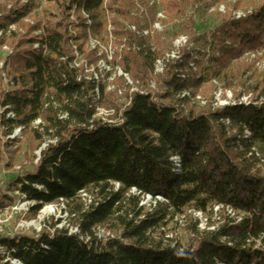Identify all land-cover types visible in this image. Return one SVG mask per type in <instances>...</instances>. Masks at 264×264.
I'll list each match as a JSON object with an SVG mask.
<instances>
[{
	"label": "trees",
	"instance_id": "1",
	"mask_svg": "<svg viewBox=\"0 0 264 264\" xmlns=\"http://www.w3.org/2000/svg\"><path fill=\"white\" fill-rule=\"evenodd\" d=\"M225 2L55 0L44 12L45 25L38 24L16 44L5 67L10 91L2 88L0 74V107L15 119L0 116V135L11 136L14 130L45 119L55 132L56 144L43 151L34 172L17 179L13 187L35 204L30 210L34 219L45 207L67 203L71 217L77 218L78 234L56 231L37 239L2 237L0 247L11 260L21 264H264V164L252 155L257 150L264 158V88L249 106L213 112L192 105L194 93L226 77L234 64L238 72L246 71L248 66L240 63L246 54L264 52V2L246 18L229 15L213 32L196 37L193 41L208 52L194 50L196 57L186 52L185 65L170 64L160 96L136 95L120 124L95 120L106 88L94 74L85 78L84 70L75 67L76 51L91 65L97 62L87 47L88 34L101 37L108 21L118 44L126 41L119 63L122 71L133 80L147 81L161 55L143 49L146 45L128 29V24H137L132 12L140 7L154 20L160 10L176 23L188 18L190 10ZM35 5L3 9L0 32L21 25ZM73 16L76 25L70 22ZM191 22L184 26L186 31L193 29ZM69 27L78 37L70 35ZM32 32L42 34L31 37ZM192 59H197L201 73L183 80L176 71L188 67ZM54 105L68 121L56 120ZM1 149L0 140V153ZM176 157L181 158L179 173L172 161ZM87 192L99 202L85 212L80 196ZM148 197L155 207L146 212L141 200ZM217 208L219 222L214 221ZM192 214L208 218L207 229L202 230ZM177 217L188 220L191 242L186 246L165 236ZM100 228L110 229L116 238L100 241L96 236Z\"/></svg>",
	"mask_w": 264,
	"mask_h": 264
},
{
	"label": "rangeland",
	"instance_id": "2",
	"mask_svg": "<svg viewBox=\"0 0 264 264\" xmlns=\"http://www.w3.org/2000/svg\"><path fill=\"white\" fill-rule=\"evenodd\" d=\"M32 2L36 4V7L33 13L23 20L21 25L9 27L4 33L0 32V74L3 81L2 88L7 91L11 90L12 83L7 78L5 67L15 53L16 44L23 37L28 36L31 29L38 26V24L45 25L44 12L50 10L55 4L39 0H0V7H2L0 9V21L3 16V9L8 12L12 11L17 5L22 7ZM263 2L264 0H226L222 5L213 7L209 5V8L202 7L198 10H190L188 18L176 21V23H170L165 13L160 12V10L153 20V17H150L145 9L138 7L132 12V17L137 24H128L130 27L128 29L132 33L131 29L133 27L136 28L137 32H148V37H140L137 32H135V35L138 40H142L143 44L146 45L142 47L143 49L156 51L157 54L161 55L158 61L164 60L165 62L163 72H160L161 69L157 70L155 65L147 81L133 80L122 71L119 63L126 50V41L119 45L111 22L105 21L106 33L101 37L92 33L88 34L87 47L97 62L91 65L87 59L77 53V46L73 44V48L76 51L74 54L75 67L81 71L84 70L83 76L85 78H90L93 71L96 70L97 74L95 76L102 77L103 80L100 83L106 88L105 99L102 101L98 97L95 120L109 125L120 124L123 120L124 112L131 106L132 100L136 95L159 97L164 91L163 82L166 80L170 64L185 65L186 61H183V55L186 52H190L194 57H196L194 50L208 52L203 44L193 41L196 37L204 33L213 32L221 25V19L229 15L238 20L246 18L252 14L255 6ZM189 20L192 21L191 23L194 27L192 30L186 31L184 26ZM70 22L76 25L77 18L73 16ZM69 33L72 37H78V32L73 27H69ZM40 34L42 33L32 32L31 37L40 36ZM187 41L188 46L186 47L185 42ZM195 60L197 59H192L186 68H178L179 70L176 72L180 74L181 79L182 77L185 80L191 79L192 74L200 75L201 70L195 64ZM240 63L248 66L246 71L241 69L238 72L237 64H234L232 71L227 73L226 77L221 80H215L209 83L206 89H201L194 93L196 98L192 105L202 108L210 107L214 112L228 106L239 105L240 103L254 104V101L258 98V93L264 88V52L246 54ZM107 68L111 69L110 73L105 71ZM243 72L244 75H242ZM185 96L189 97V94L182 96V98ZM53 110L57 114L56 120L68 121L67 117L60 113L61 109L58 106H55ZM5 112L0 107V116H5L7 120L10 117ZM55 138V132L51 130L50 123L45 119H40L28 129L14 130L11 136L4 137L2 134L0 135L2 146L0 153V205L2 206L0 207H4L3 209L0 208V212L10 207L19 206L21 199L16 195L17 190H14L13 184L20 177L34 172L43 151L56 144ZM80 199L84 205L85 212L99 202L91 192L81 194ZM141 206L146 212H149L152 207H155V203L150 198H143ZM48 209L51 211H49L50 213H47ZM220 213L221 211L215 212L214 221L219 222ZM188 216L191 217V213ZM192 219L200 223L202 230L207 229L208 218L204 216L195 217L192 214ZM19 226H24L25 229L22 230ZM187 229L188 220L183 217H177L175 220L170 221L165 229V236L175 244L186 246L191 242V236ZM56 231H68L72 235L78 234L77 218L71 217L67 203L45 207L36 219L32 218L30 213L24 218L16 217L4 228V237L15 235L16 237L39 238L45 232L53 235ZM96 236L102 242L116 238L115 234L108 228L98 229Z\"/></svg>",
	"mask_w": 264,
	"mask_h": 264
},
{
	"label": "built area",
	"instance_id": "3",
	"mask_svg": "<svg viewBox=\"0 0 264 264\" xmlns=\"http://www.w3.org/2000/svg\"><path fill=\"white\" fill-rule=\"evenodd\" d=\"M41 2H45V3H53L55 0H39ZM86 18L88 19V16H86ZM89 23V22H88ZM13 27V26H12ZM133 31V33L137 32L136 28L133 27L131 29ZM4 33V32H2ZM137 34L140 36V37H145V36H149L148 32L146 31H143V32H140L138 31ZM41 35V34H40ZM147 36V37H148ZM185 45L186 47L188 46V41L185 42ZM93 48H95V46H93ZM35 49H38V46L35 47ZM164 60H160L156 63V67H157V70L158 69H161L160 72H163V68H164ZM107 73H110L111 72V69L110 68H107ZM99 73V72H98ZM93 74L95 76V74H97L96 70L93 71ZM183 80H185V78L182 77ZM95 80L97 81V83H100L102 79V77H99V76H95ZM239 105H245V106H249L248 104H242L240 103ZM6 111V110H5ZM8 117L12 118L11 120H14L15 119V116L13 114H8L7 115ZM8 118V119H10ZM229 123H227L228 125ZM246 137L249 138L250 137V134L248 132L245 133ZM252 155H255L263 164H264V158H262V155L257 151V150H253V153ZM251 155V156H252ZM173 164H174V168H175V171L176 173H179L181 171V158L180 157H176L174 158L173 160ZM21 187L19 186L18 189H20ZM116 188L118 189L119 186H116ZM135 193V191H134ZM82 194H85V193H82ZM16 195L20 197V203H19V206L17 207H10V208H7L5 209L4 211H1L0 212V238H8V239H14V238H17L15 235H8V236H5L4 237V228L6 226H8L16 217H25L26 215H28L30 213V210L31 208L34 207V203H30L27 201V198L24 194H22L20 191H16ZM150 198V197H148ZM151 199V198H150ZM152 200V199H151ZM159 202H164V200L162 199H158ZM60 203H65L64 201H61ZM21 208V209H20ZM220 211V208H217L215 210V212H219ZM227 213L230 217L234 218L235 217V214L232 210L228 209L227 210ZM195 217L199 216V217H203L202 214H194ZM199 219V218H197ZM19 228H21L22 230H24V226H19ZM202 229V228H201ZM205 230V229H204ZM24 237V236H22ZM36 239L38 237H35ZM0 257L2 258V264H21L19 261H14V260H11L8 256H7V252L4 248L0 247Z\"/></svg>",
	"mask_w": 264,
	"mask_h": 264
},
{
	"label": "bare ground",
	"instance_id": "4",
	"mask_svg": "<svg viewBox=\"0 0 264 264\" xmlns=\"http://www.w3.org/2000/svg\"><path fill=\"white\" fill-rule=\"evenodd\" d=\"M49 211H50V210L48 209V210H47V213H48ZM50 212H51V211H50ZM50 212H49V213H50Z\"/></svg>",
	"mask_w": 264,
	"mask_h": 264
}]
</instances>
